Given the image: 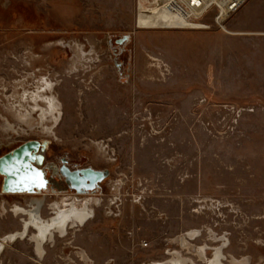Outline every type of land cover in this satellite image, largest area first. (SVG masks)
<instances>
[{
    "label": "rangeland",
    "instance_id": "rangeland-1",
    "mask_svg": "<svg viewBox=\"0 0 264 264\" xmlns=\"http://www.w3.org/2000/svg\"><path fill=\"white\" fill-rule=\"evenodd\" d=\"M162 8V0H0V156L26 140L41 142L48 184L38 188L47 193L39 216L46 220L67 193L99 200L84 226L46 244L44 259L16 237L0 264H169L177 252L208 264L180 243L190 230L200 233L196 246L214 247L224 236L225 264L232 255L264 264L259 46L216 27L171 28L177 22ZM39 76L56 80L45 93L62 103L51 134L41 130L38 109L34 129L12 109L32 106L22 96L34 90L18 96V84L32 89ZM63 155L108 176L76 194L60 178ZM31 197L0 196V239L23 231L24 215L11 210L29 207Z\"/></svg>",
    "mask_w": 264,
    "mask_h": 264
},
{
    "label": "bare ground",
    "instance_id": "bare-ground-1",
    "mask_svg": "<svg viewBox=\"0 0 264 264\" xmlns=\"http://www.w3.org/2000/svg\"><path fill=\"white\" fill-rule=\"evenodd\" d=\"M161 11L166 12L164 8H162ZM53 87L54 83L52 81L42 79L36 90L31 93L30 91H25L22 99L26 100L28 98L33 100L34 103L31 107L25 106L20 102L13 105L12 109H15L14 115L17 117L18 121L29 126L30 129H34L31 124L34 120L32 117V111L38 109V111H40L39 122L41 124V130L49 134L53 133L55 126L61 121L63 115L62 103L60 102L59 97L52 92L51 95L45 93L46 89L52 91ZM39 100L44 101L46 106H39V103L37 102ZM47 119L53 120L51 125L45 123ZM6 123L5 128L18 133V129L14 123L9 120H7ZM29 149V145H24L15 151L16 158L15 156L12 157V155H8L4 158L5 161L2 160L3 162L9 163L7 165L5 164V167L2 169L9 178L4 184L6 191L12 190L8 189V184L11 182H21L26 184L34 182L35 179L32 175L35 173V170L30 166H26L22 156V152ZM13 160L17 163L15 166L10 164V161L13 162ZM3 162H1V164ZM25 170L31 175L28 176V174L25 173ZM94 203L98 204L99 200L92 196L81 197L79 195H74L70 198L64 196L60 201L56 200V202L52 203L51 207L55 208L56 214L51 219L47 220L43 215L39 216L40 210L44 204V197L32 196L29 207L15 204L11 211H13L17 217L24 215V229L23 231L18 229L17 231L19 232L16 234L0 239V259L2 258L6 247L10 243L14 241L16 242V240L19 239L31 241L34 245L35 253L38 257L44 259L47 253L46 244L49 241L53 242L58 236L64 237L68 235L69 229H79L94 216L95 210L92 207L94 206ZM198 236V230H190L186 233H182L178 239L185 249H189V252H193L194 255H197L201 261L208 264H225L223 261L226 257L224 254V248L226 247L227 242L226 238L224 236L219 238L223 243L214 247H211L208 243L196 246L192 240H195ZM16 237H18V239L15 240ZM191 248H193L192 251ZM210 248L214 249L212 256H208V249ZM230 261L232 264H248L247 259H238L233 255ZM149 264H167V262L151 261ZM169 264L197 263L194 260L187 258L186 255L177 252L173 253V257L169 260Z\"/></svg>",
    "mask_w": 264,
    "mask_h": 264
},
{
    "label": "flooded vegetation",
    "instance_id": "flooded-vegetation-1",
    "mask_svg": "<svg viewBox=\"0 0 264 264\" xmlns=\"http://www.w3.org/2000/svg\"><path fill=\"white\" fill-rule=\"evenodd\" d=\"M41 78L48 79L49 81L54 82V85H56V82H55L56 80L53 81V79L50 78L49 76L48 77L39 76V78H37L35 81H33L34 83L33 82L29 83V85L32 86V89L27 88V86H26L27 83L25 81H23V82L21 81V84H18V88H21V90L17 93V95L19 96L20 93H22L25 89H29L31 91L35 90V88L37 87V83H38V81ZM6 108H7V106H6ZM34 114L37 115V112H34ZM24 145H29L30 149L29 150H25L24 152H22V156L24 158L23 160H24L26 166H30V167L34 168L35 173L32 176L34 177L35 180H34L33 183H30V184L29 183H27V184L26 183H21V182H11L10 184H8V189H12V190L11 191H6L4 184H5V181L8 180L9 178H8L7 174H5L2 171V169H3V167H5V164L7 165L9 163L8 162H3V161H5L4 158L7 157L8 155H12V157L15 156V158H16L15 151L18 148H20V147H22ZM45 153H46V149L42 146L41 142L39 140L34 139V140H26V141L18 144L16 147L12 148L10 151H8L5 154L1 155L0 156V175L4 179L3 184H2V190L4 192L1 191L0 192V196L4 195V194L18 193V194L23 195V196L28 194L30 196H39V197L42 196V197H45L47 195L46 192H39L38 191V188H44L48 184V179L45 177V173H44V171L42 169V165L45 163V160H46V154ZM59 160H60V165L58 166V172H59L60 178H62L63 182L66 185H67V182H66L65 176L61 173V167L62 166H67L72 171L77 170V169L92 167V166H81V165H79V163L72 161L71 158L68 157V155L59 156ZM1 162H3V163L1 164ZM10 164L15 166L17 163L15 162V160H13V162L10 161ZM92 168H94V167H92ZM105 170H107V169H105ZM25 173H27L28 176L31 175L26 170H25ZM99 185H100V183H99ZM99 185H98V187H99ZM68 188L71 189L69 186H68ZM71 190L75 191L73 189H71ZM72 193H74V192H72ZM75 193L76 194H82V193H85V192H81V193L75 192ZM63 196H69V194L67 193V194H65ZM51 212H53V210ZM0 261H1V259H0Z\"/></svg>",
    "mask_w": 264,
    "mask_h": 264
},
{
    "label": "built area",
    "instance_id": "built-area-1",
    "mask_svg": "<svg viewBox=\"0 0 264 264\" xmlns=\"http://www.w3.org/2000/svg\"><path fill=\"white\" fill-rule=\"evenodd\" d=\"M249 0H162L165 11L180 29L219 28L228 32V22ZM138 14V6H137Z\"/></svg>",
    "mask_w": 264,
    "mask_h": 264
},
{
    "label": "crops",
    "instance_id": "crops-1",
    "mask_svg": "<svg viewBox=\"0 0 264 264\" xmlns=\"http://www.w3.org/2000/svg\"><path fill=\"white\" fill-rule=\"evenodd\" d=\"M228 29L226 33L231 37L257 41L259 51L256 70L263 72V75L259 76V81L264 82V0H249L245 3L229 20ZM251 65L254 70V59L251 60ZM258 87H264V83L258 84Z\"/></svg>",
    "mask_w": 264,
    "mask_h": 264
},
{
    "label": "water",
    "instance_id": "water-1",
    "mask_svg": "<svg viewBox=\"0 0 264 264\" xmlns=\"http://www.w3.org/2000/svg\"><path fill=\"white\" fill-rule=\"evenodd\" d=\"M61 173L65 176L67 185L76 192L95 191L101 181L108 176V170L92 167L72 171L67 166L61 167ZM4 179L1 180V185Z\"/></svg>",
    "mask_w": 264,
    "mask_h": 264
}]
</instances>
